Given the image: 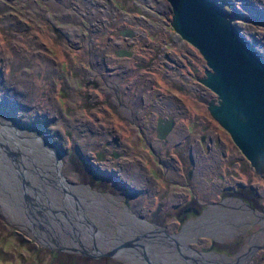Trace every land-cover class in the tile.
I'll return each instance as SVG.
<instances>
[{
	"label": "rangeland",
	"instance_id": "obj_1",
	"mask_svg": "<svg viewBox=\"0 0 264 264\" xmlns=\"http://www.w3.org/2000/svg\"><path fill=\"white\" fill-rule=\"evenodd\" d=\"M218 1L230 8L239 28L264 55V0ZM134 13L148 16L154 26L164 30L140 39L134 57L117 55L116 48L121 45L115 44V31L129 25ZM171 15L168 0H0V106L45 136L78 174L79 181L113 195L122 194L127 207L166 229L178 230L175 207L190 203L189 184L197 188L198 196L209 191L205 196L216 201V192L224 196V187L234 190L242 177L236 173L242 170L249 175L243 176L248 182L241 185L244 190L221 201L219 198L218 207L229 200H242L264 213V173L255 172L230 133L210 113L207 103L216 93L197 78L206 66L199 50L174 31L164 37ZM106 20L112 24H105ZM140 30L145 34L143 28ZM121 39L122 45H129L128 38L122 35ZM157 43L160 50L154 57ZM142 56L147 57V64L141 62ZM18 76L29 77L30 95L19 90L9 94V85L12 81L18 84ZM116 79L119 98L128 104V113L121 111L124 115L113 109L121 104L109 85ZM153 100L158 102L154 107ZM139 107L150 111L143 113ZM133 111L136 121L130 117ZM158 114L177 117L170 139L160 146L152 126ZM142 115L150 118L148 123L140 122ZM225 146L230 156L228 170L223 166L222 172L220 158ZM174 155L182 156L181 161H175ZM178 165L180 186L175 182L178 174L170 172ZM190 169L189 179L186 172ZM208 175L211 178L206 179ZM2 209L0 205V264H59L69 258L63 252L75 257L74 264H97L104 256L127 264L113 255L92 256L44 240L21 224L23 211L12 216ZM252 215L244 208L236 209L231 213L235 219L232 226L238 227L236 236L210 237L213 243L209 240L196 248L195 244L203 243L205 236L201 235L190 242L191 247L235 257L263 224L261 217ZM197 217L192 215L191 219ZM163 218L165 222L158 223ZM257 250L245 264H264L263 246ZM36 251L40 253L33 254Z\"/></svg>",
	"mask_w": 264,
	"mask_h": 264
},
{
	"label": "bare ground",
	"instance_id": "obj_2",
	"mask_svg": "<svg viewBox=\"0 0 264 264\" xmlns=\"http://www.w3.org/2000/svg\"><path fill=\"white\" fill-rule=\"evenodd\" d=\"M151 6L153 5L151 4ZM123 30L126 29H122L121 34L127 36L123 33ZM158 30L160 34V31L164 29L158 27ZM172 30L174 29L170 25L167 32L163 34L164 37L170 34ZM129 32L131 33V31ZM121 49L130 51V48L126 45H121L119 51ZM51 62L53 63V60ZM125 72H128L127 68ZM108 75L110 77L111 73L108 72ZM21 76H18V84L12 81V85H9V94L18 90L19 92L31 94L29 77L23 78L24 76ZM109 77L105 78L108 80ZM152 102V107L158 104L155 100ZM167 102L165 100V103ZM138 104H141V102H138ZM125 107H128L127 103ZM139 108L143 110V113L150 111L144 110L142 107ZM169 115H167L168 117L160 116L167 120L171 116L173 119L177 118L172 114ZM148 118L142 115L140 122H146ZM175 122L176 120H173L171 127L165 132L164 136L161 135L163 129L158 123L160 139H170L171 133L174 132ZM33 133L34 131L30 126L23 123L20 118L14 119L3 113L0 108V205L3 208L2 210L12 216L20 210L23 211L21 224L32 229L44 240L59 243L69 248L86 247L95 250L105 246L112 247L132 239L146 247L153 264H245L258 251V247L263 246L264 248V213L250 209L242 200H229L223 205L220 204L219 207L218 205L214 207L212 205L211 208L198 215L196 219L189 220L178 232L165 229L163 226H161L163 230L158 232L153 224L147 222L145 217L138 216L133 209L126 207L122 194L113 195L99 192L97 189H86L78 183L76 172L70 169L67 161L62 158L58 161L63 175L58 176V168L53 163L52 155L44 154L46 149L43 148L39 137ZM205 158L206 160L209 159L208 157ZM63 185L66 186V189ZM70 192H74L78 196V200L84 202V209L78 206V203H74ZM30 203L35 206L33 207ZM97 203L114 213L113 216H109V220L111 218L117 220L118 218L117 221H112V223L116 224L119 235L112 241L108 242L107 232L99 234L95 231V237L92 236L94 229L91 226H94V224L97 227L99 226V220L103 216L100 211H105L98 208ZM223 207H226L227 210H222ZM241 208L252 212L253 215L259 216V218L261 217L263 224L257 232L255 231L249 237V242L240 250L239 254L235 257H228L201 252L191 247L190 242L200 239L201 235L205 236L203 239L207 237L224 239L234 236V234L236 236L238 227L232 226L235 219L231 218V213ZM195 213L198 212L195 211ZM85 219H88L87 224L84 223ZM244 220H246V217L243 218ZM124 223L126 228L122 227ZM227 224H231V226ZM122 246L124 247L119 248L116 253L127 264H149L148 259L140 260L138 247Z\"/></svg>",
	"mask_w": 264,
	"mask_h": 264
},
{
	"label": "water",
	"instance_id": "obj_3",
	"mask_svg": "<svg viewBox=\"0 0 264 264\" xmlns=\"http://www.w3.org/2000/svg\"><path fill=\"white\" fill-rule=\"evenodd\" d=\"M168 2L172 11L170 25L174 32L197 48L206 61L204 74L197 78L216 93V98L209 99L207 103L210 113L230 133L255 171L264 173V55L239 28L230 8L223 2L217 0H168ZM123 33L128 34L129 31L123 30ZM130 53L125 49L119 51L120 55H130ZM0 108L7 114L1 106ZM173 120L172 116L169 120L164 117L159 118V125L163 129L162 136L171 127ZM33 131L46 149L44 154L52 155L53 163L58 168V176H62L58 161L61 158L60 154L45 136L35 129ZM76 175L78 177V174ZM76 179L86 189L111 193ZM63 187L66 189V186ZM70 195L74 203H78V206L84 209V202L82 200L80 202L74 192H70ZM125 205L127 207L126 203ZM97 206L105 211L97 210L103 216L99 220L98 227L96 224L91 226L94 229L92 236L95 237V231L99 234L107 232L108 242L112 241L119 235L116 224L112 223L118 218L109 220V216H113L114 213L98 203ZM145 218L147 219L146 216ZM87 222L88 219H85L84 223ZM147 222L153 224L156 231L163 230V227L156 222L149 219ZM122 227L126 228L125 223ZM122 245L138 247L140 260L148 259L149 264H153L146 247L132 239L112 247L105 246L95 250L86 247L77 249L92 256L119 257L116 252L124 247Z\"/></svg>",
	"mask_w": 264,
	"mask_h": 264
},
{
	"label": "flooded vegetation",
	"instance_id": "obj_4",
	"mask_svg": "<svg viewBox=\"0 0 264 264\" xmlns=\"http://www.w3.org/2000/svg\"><path fill=\"white\" fill-rule=\"evenodd\" d=\"M149 10V9H148ZM154 15H156L157 13H153ZM134 18V19H133ZM133 18H131L130 20H129V25H127V26H125V27H123V28H119V30L118 31H115V32H117V36H116V42H115V44H116V46L118 47L119 45H122L121 44V42H123V40L121 39V36H122V34H121V30L122 29H126V30H128V31H131V34H130V32H129V34H127V36H125V38H128V40L126 41L127 42V44H129V45H126L127 47H129L130 48V52H131V54H130V56L129 57H134V55H135V51H137V49H136V44L139 42V40L140 39H143V38H147V39H149V37H153V36H157V35H159L158 34V27H156V26H154L153 25V23H152V20L148 17V16H146V15H140L139 13H134V16H133ZM111 21H108V20H106L105 21V24H107V23H109V24H112V23H110ZM143 28V31L145 32V34H143V33H141V32H139V30L140 29H142ZM141 31V30H140ZM173 31L174 30H172V33H173ZM139 33V34H138ZM169 35V37L172 35V34H168ZM124 36V35H123ZM120 40L119 42L117 41V40ZM164 40H167L166 38H164ZM166 46H168V45H166ZM154 49H155V55H154V57H156V55H157V50H160V47H158V43L157 44H155L154 46ZM121 48V46L119 47V48H116V53H117V55H119L118 54V51H119V49ZM176 52V51H175ZM117 60V59H116ZM141 60V62L143 63V64H147L149 61L147 60V57H145V56H142V59H140ZM139 60H137V62H138ZM171 63V62H170ZM147 66V65H146ZM160 66H161V64H160ZM167 71V70H166ZM146 73V72H145ZM149 74V73H148ZM143 75V77H146L147 75L146 74H142ZM99 77V76H98ZM147 77H149V76H147ZM100 79V77L98 78V80ZM111 80V79H110ZM100 81V80H99ZM107 81H109V80H107ZM115 81H117V79L116 80H114L113 81V83L112 84H110V82H109V85L113 88V92H114V95H116V100L117 101H119V102H121V104H119L120 105V108L119 109H115V108H113L114 109V112H116V111H118L119 113H121V114H123V112H124V114H127L128 113V111L126 110V109H124V105H126V103H124L122 100H121V98H119V96H120V90H119V83H115ZM102 82V81H101ZM112 109V110H113ZM121 111H123V112H121ZM123 114V115H124ZM157 114V113H156ZM168 116H170V115H168ZM167 116V117H168ZM160 117H163V116H160L159 114L157 115V117H156V120L154 121V124H152V126L153 127H155L156 128V136H158V138H159V130H158V123H159V118ZM112 122V121H111ZM152 127V128H153ZM177 127H179V126H177ZM151 128V127H150ZM186 130H187V132L188 133H190L189 131H188V129L186 128ZM149 131H152V129L150 130L149 129ZM149 131H147L146 132V134L148 135V133H149ZM193 131H194V129H193ZM211 134V133H210ZM204 138V134H202L201 135V139L200 140H202ZM166 139L167 138H165V139H160L159 138V140H158V143H157V145H161L162 143H165L166 142ZM162 141V142H161ZM175 141H177L176 139H175ZM166 145V144H165ZM177 145H179V144H177ZM190 145V144H189ZM204 147V146H203ZM222 152H223V156L220 158V161H222L221 162V170H222V172H224L223 171V166H224V169H225V171L227 172V163H226V160L228 159V156H230V154H228V151H227V147L225 146L224 147V149L222 150ZM116 151L113 153L115 156H117L116 154ZM178 153H180L179 151H178ZM181 154V153H180ZM191 154V153H190ZM171 155V154H170ZM182 157V156H181ZM181 157L179 158V156H175L174 155V158H175V161H177V162H179V161H181ZM248 160V159H247ZM249 161V160H248ZM169 164H172V163H169ZM229 164H230V161H229ZM249 164L251 165V163H250V161H249ZM165 165V167H166V173H169V167H167V165L166 164H164ZM214 170H216V168L214 169ZM171 171H173V174L176 172L178 175H174V176H176L177 177V181H175V182H177L176 184H178V186H180V185H182L183 183L181 182V179H180V175H181V173H180V171H181V168H180V166L178 165V168H175V171L174 170H170V172ZM237 172V171H236ZM256 172V171H255ZM215 173V172H214ZM191 174H192V171H191V169L190 170H187V172H186V175H187V177L189 176V179L191 178ZM238 176L240 175V176H242L241 177V180H240V182H239V184H237V186H235V188H234V190H231V189H229V188H227V187H224L223 189L224 190H226L225 191V194H224V196H231V195H233V194H235V193H239V192H241V190H244V186H241V185H246L248 182H247V178L246 179H244L243 178V176L245 175V176H247L246 174H245V172L242 170V172H237L236 173ZM262 174V173H261ZM226 175V173L224 174V176ZM244 176V177H245ZM248 178H249V175L247 176ZM209 178H211L209 175L206 177V179H209ZM205 179V178H204ZM224 180H225V178H224ZM189 186H190V194L192 195V199L190 200V203H187L186 202V204L184 205H179V206H176L175 208H176V210H175V213H176V216H175V219H176V223H177V228H178V230L177 231H173V232H178L179 230H180V228L184 225V224H186L189 220H192L191 219V216L192 215H200L203 211H205V207H208L206 210H208L209 208H211V206L213 205V207L214 206H217V204H219L220 202L218 201L219 200V198H221L220 199V201L223 199V197L224 196H222V197H220L221 196V193L218 191V192H216V194H217V200L215 201V200H212V199H208L206 196H205V194H209V191H205L204 193L203 192H200V194H201V196H198L197 195V188H193L192 187V185H190L189 184ZM239 187V188H238ZM201 189V188H200ZM200 189H199V191H200ZM222 189V190H223ZM252 190V189H251ZM234 191V192H233ZM222 192V191H221ZM252 192V194L253 195H255L256 193H255V191L253 190V191H251ZM177 193H179L180 194V192L178 191ZM232 198V197H231ZM240 201V200H239ZM244 202V201H243ZM246 204V203H245ZM249 208L251 207V206H249L248 204H246ZM250 209H252V210H255V211H257L255 208H253V207H251ZM195 211H197L198 213H195ZM260 212V211H259ZM185 220V222H183ZM160 226V225H159ZM165 228V227H164ZM166 229V228H165ZM210 240V237H207L206 238V240L205 239H203V243L201 244V245H197V244H195V245H193V246H195L196 248H198V247H201V246H203V244H205V242H207L208 243V241ZM212 243H213V241L214 240H210ZM207 246V245H206ZM207 248V247H206ZM229 250H230V248H228ZM201 250V249H200ZM201 252H205V251H202L201 250ZM210 252H214V251H210ZM214 253H216V252H214ZM219 254V253H218Z\"/></svg>",
	"mask_w": 264,
	"mask_h": 264
},
{
	"label": "trees",
	"instance_id": "obj_5",
	"mask_svg": "<svg viewBox=\"0 0 264 264\" xmlns=\"http://www.w3.org/2000/svg\"><path fill=\"white\" fill-rule=\"evenodd\" d=\"M82 180H87V178H85L84 176L81 177ZM157 221V219H156ZM163 222H165V218H163L161 221H158V223L162 224ZM14 230L16 231L17 228L15 227ZM53 250V249H52ZM37 253H40L38 251L34 252L33 254H37ZM65 255H68V259L66 260H62L59 264H74V259L75 257L72 256H69L70 253L68 252H63ZM103 258H105L103 261L101 262H98L97 264H120L119 261L111 256H104ZM93 259H95L93 257Z\"/></svg>",
	"mask_w": 264,
	"mask_h": 264
},
{
	"label": "crops",
	"instance_id": "obj_6",
	"mask_svg": "<svg viewBox=\"0 0 264 264\" xmlns=\"http://www.w3.org/2000/svg\"><path fill=\"white\" fill-rule=\"evenodd\" d=\"M153 76V75H152ZM150 78H152V77H150ZM153 79H154V81H155V78H154V76H153ZM163 94H161L160 96H162ZM132 109V108H131ZM130 117H132L134 120H135V112L133 111L131 114H130ZM142 120V119H141ZM140 120V121H141ZM136 121V120H135ZM173 127H176V124L173 126ZM173 129V128H172Z\"/></svg>",
	"mask_w": 264,
	"mask_h": 264
}]
</instances>
